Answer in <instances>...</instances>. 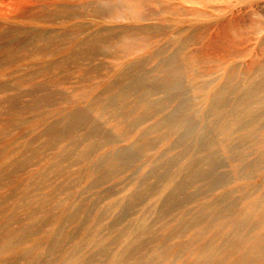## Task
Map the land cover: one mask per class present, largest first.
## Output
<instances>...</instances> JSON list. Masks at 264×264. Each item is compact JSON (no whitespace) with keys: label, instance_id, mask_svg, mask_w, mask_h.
<instances>
[{"label":"rangeland","instance_id":"rangeland-1","mask_svg":"<svg viewBox=\"0 0 264 264\" xmlns=\"http://www.w3.org/2000/svg\"><path fill=\"white\" fill-rule=\"evenodd\" d=\"M0 264H264V0H0Z\"/></svg>","mask_w":264,"mask_h":264},{"label":"bare ground","instance_id":"bare-ground-1","mask_svg":"<svg viewBox=\"0 0 264 264\" xmlns=\"http://www.w3.org/2000/svg\"><path fill=\"white\" fill-rule=\"evenodd\" d=\"M138 7H139V4H138ZM114 8L118 11V12H120V11H124V10H126L127 8H124V9H122V8H120V7H117V6H114ZM131 8H134L133 6H131ZM130 8V9H131ZM168 65H170L169 66V68H168V70H170L171 69V64H169L168 63ZM165 81V83H167L168 84V86H170L171 88H174V87H176L177 86V81H178V79H177V71H176V75H174V76H171V77H169L168 79H166V80H164ZM163 81V82H164ZM164 83V84H165ZM185 107V101L183 100V101H181L180 102V109H183Z\"/></svg>","mask_w":264,"mask_h":264}]
</instances>
